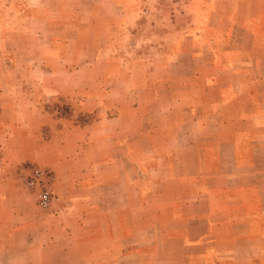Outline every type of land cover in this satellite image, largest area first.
Instances as JSON below:
<instances>
[{
  "label": "crops",
  "instance_id": "0c3cea01",
  "mask_svg": "<svg viewBox=\"0 0 264 264\" xmlns=\"http://www.w3.org/2000/svg\"><path fill=\"white\" fill-rule=\"evenodd\" d=\"M203 1L171 55L190 67L80 87L97 117L33 133L51 203L0 178V264H264V0Z\"/></svg>",
  "mask_w": 264,
  "mask_h": 264
},
{
  "label": "rangeland",
  "instance_id": "374dc122",
  "mask_svg": "<svg viewBox=\"0 0 264 264\" xmlns=\"http://www.w3.org/2000/svg\"><path fill=\"white\" fill-rule=\"evenodd\" d=\"M197 2L204 1L0 0V133L19 125L28 136L25 153L17 154L11 137L3 141L7 146L0 156L9 168L0 178L9 177L37 204L38 190L25 185L24 172L32 165L49 170L40 158L47 150L39 137L34 142L33 133L38 129L44 135L53 122L62 127L97 117L94 106L79 105L80 87L106 83L110 77L128 84L154 83L166 72L190 67L191 59H181L179 65L171 55L177 47L192 49L187 24ZM36 12L50 23L33 17L26 21L25 15ZM183 34L185 41L178 44ZM172 78L177 82L176 75Z\"/></svg>",
  "mask_w": 264,
  "mask_h": 264
},
{
  "label": "built area",
  "instance_id": "2783aa9c",
  "mask_svg": "<svg viewBox=\"0 0 264 264\" xmlns=\"http://www.w3.org/2000/svg\"><path fill=\"white\" fill-rule=\"evenodd\" d=\"M25 185L29 188H37V204L40 208H47L52 199L51 184L54 176L49 171L37 166H30L24 172Z\"/></svg>",
  "mask_w": 264,
  "mask_h": 264
}]
</instances>
